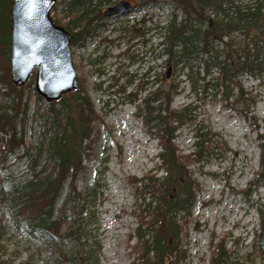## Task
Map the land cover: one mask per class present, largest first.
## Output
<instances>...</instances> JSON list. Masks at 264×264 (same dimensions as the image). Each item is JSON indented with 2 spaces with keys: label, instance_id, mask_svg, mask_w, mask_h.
<instances>
[{
  "label": "rangeland",
  "instance_id": "374dc122",
  "mask_svg": "<svg viewBox=\"0 0 264 264\" xmlns=\"http://www.w3.org/2000/svg\"><path fill=\"white\" fill-rule=\"evenodd\" d=\"M121 1L131 3L134 11L121 17L104 16L105 11ZM156 1L101 0L104 18L84 43L71 48L75 70L85 88L82 95L88 97L97 118L90 123L89 137L82 142V170L75 184L86 203L81 202L83 213L76 234L64 242L62 251L84 256L87 247H100L99 264L137 262L136 233L142 222L150 220L149 212H144V204L150 198L144 200L133 179L148 174L163 175L158 159L162 151L160 140L145 124L148 108L155 116L160 104L152 101L148 107L145 100L160 86L166 88V82H173L179 89L172 108L186 105L193 108L191 120L177 133L176 145L184 154L196 151L195 142L200 140L208 147L202 160L190 166L199 188L190 212L176 214L183 228L179 242L181 257L175 264H213L214 247L218 244L227 252L225 264H264L260 245L264 186L257 188L253 184L260 169V145L264 144V79L259 82L244 75L243 99L231 104L223 100L220 91L204 90V72L198 60L192 61L191 69L182 65L176 70L169 68L159 47V28L172 19L174 8L157 7L153 3ZM234 1L247 5L252 0ZM177 14L183 17L182 12ZM74 15L75 11L71 12L65 2L56 3L51 12L52 19L61 24ZM0 88L8 90L5 86ZM25 98L29 110L18 132L22 133L25 147L35 155L48 125L35 114L34 94L26 91ZM234 100L232 97L230 101ZM164 107L162 104L161 108ZM45 111L43 105L41 113ZM49 137L44 140L46 144ZM24 152L22 148L9 159L8 176L23 178L28 174L31 160ZM45 156L42 165L46 163ZM69 184L68 181L57 200V212ZM1 199L2 195V264H53V253L15 230L9 209ZM77 214L67 211L72 219Z\"/></svg>",
  "mask_w": 264,
  "mask_h": 264
},
{
  "label": "trees",
  "instance_id": "16d2710c",
  "mask_svg": "<svg viewBox=\"0 0 264 264\" xmlns=\"http://www.w3.org/2000/svg\"><path fill=\"white\" fill-rule=\"evenodd\" d=\"M63 2L71 12L75 11V15L65 24L53 20L73 35L71 46L82 44L104 18L100 12L102 2L57 0V3ZM153 3L157 7L170 5L174 8L172 19L159 28V47L162 55L167 57L169 68L176 70L182 65L191 69L192 61L198 60L204 72V90L220 91L223 100L231 104L243 99L244 75L259 82L264 79V0H252L247 5L234 0H157ZM11 5V0H0V86L8 88L7 91L0 88L3 98L0 100L1 201L9 209L15 230L53 253V264H99L100 247H87L84 256H71L62 251L64 242L75 236L83 213L80 205L81 202L86 203L75 184L82 170V142L89 137L90 123L97 115L88 97L82 95L85 88L80 79L78 90L50 104H44L43 98L37 94L34 74L21 88L13 84L10 66ZM178 12H182V18L178 17ZM165 84L166 88L160 86L145 100L148 107L152 101L160 104L155 116L148 108L145 124L160 140L162 151L158 159L163 175L148 174L133 179L144 200L150 198V202L144 204V212H149L150 220L138 227L135 250L139 258L133 264H175L181 257L179 242L183 227L177 222L176 214L181 211L189 214L199 191L190 166L200 162L208 151L203 140L195 142L197 150L188 154L181 152L176 145L177 133L191 120L193 108L191 105L172 108L179 87L173 82ZM236 90L237 96H234ZM26 91L36 97L35 114L48 125L35 155L25 147L22 133L18 132L29 110ZM232 97L235 100L231 102ZM162 104L165 105L163 109ZM43 105L46 111L42 114ZM48 135L46 144L44 140ZM260 147V169L253 182L257 188L264 186V144ZM22 148L31 160L28 174L23 178L10 177L7 175L8 161ZM43 154H46L44 165L41 164ZM68 181L69 191L57 212V200ZM69 210L73 214L78 212L77 216L70 218L67 215ZM93 221L99 224L97 219ZM66 225L69 227L64 229ZM214 249L213 264H225L228 255L223 246L218 244Z\"/></svg>",
  "mask_w": 264,
  "mask_h": 264
},
{
  "label": "water",
  "instance_id": "95a60500",
  "mask_svg": "<svg viewBox=\"0 0 264 264\" xmlns=\"http://www.w3.org/2000/svg\"><path fill=\"white\" fill-rule=\"evenodd\" d=\"M11 79L20 88L35 71L37 93L50 103L77 90L71 41L73 36L57 26L51 12L57 0H11ZM134 11L129 2L121 1L109 8L106 17H121ZM168 77L170 72H168ZM264 253V225L260 234Z\"/></svg>",
  "mask_w": 264,
  "mask_h": 264
}]
</instances>
